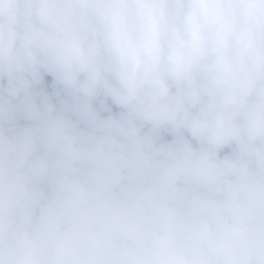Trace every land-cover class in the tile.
<instances>
[{
	"label": "clouds",
	"instance_id": "1",
	"mask_svg": "<svg viewBox=\"0 0 264 264\" xmlns=\"http://www.w3.org/2000/svg\"><path fill=\"white\" fill-rule=\"evenodd\" d=\"M0 264H264V0H0Z\"/></svg>",
	"mask_w": 264,
	"mask_h": 264
},
{
	"label": "trees",
	"instance_id": "2",
	"mask_svg": "<svg viewBox=\"0 0 264 264\" xmlns=\"http://www.w3.org/2000/svg\"><path fill=\"white\" fill-rule=\"evenodd\" d=\"M48 79L50 80V77Z\"/></svg>",
	"mask_w": 264,
	"mask_h": 264
}]
</instances>
